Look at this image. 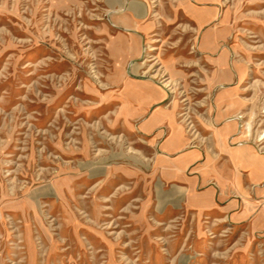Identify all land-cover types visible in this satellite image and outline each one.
I'll use <instances>...</instances> for the list:
<instances>
[{
    "label": "rangeland",
    "instance_id": "374dc122",
    "mask_svg": "<svg viewBox=\"0 0 264 264\" xmlns=\"http://www.w3.org/2000/svg\"><path fill=\"white\" fill-rule=\"evenodd\" d=\"M0 264H264V0H0Z\"/></svg>",
    "mask_w": 264,
    "mask_h": 264
},
{
    "label": "bare ground",
    "instance_id": "6f19581e",
    "mask_svg": "<svg viewBox=\"0 0 264 264\" xmlns=\"http://www.w3.org/2000/svg\"><path fill=\"white\" fill-rule=\"evenodd\" d=\"M153 48V47H152Z\"/></svg>",
    "mask_w": 264,
    "mask_h": 264
}]
</instances>
